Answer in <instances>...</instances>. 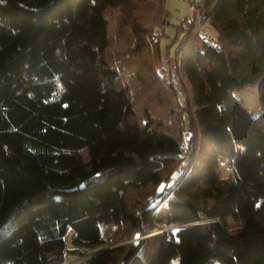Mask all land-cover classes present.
I'll list each match as a JSON object with an SVG mask.
<instances>
[{"label":"trees","instance_id":"16d2710c","mask_svg":"<svg viewBox=\"0 0 264 264\" xmlns=\"http://www.w3.org/2000/svg\"><path fill=\"white\" fill-rule=\"evenodd\" d=\"M203 12L162 55L166 0H0V264H264V0Z\"/></svg>","mask_w":264,"mask_h":264},{"label":"rangeland","instance_id":"374dc122","mask_svg":"<svg viewBox=\"0 0 264 264\" xmlns=\"http://www.w3.org/2000/svg\"><path fill=\"white\" fill-rule=\"evenodd\" d=\"M166 7L168 9V17H167V22L162 27L163 32L165 34L160 36V50H161L162 55L165 52L166 46L171 42L173 38L176 25L179 24L180 20L184 18L187 14V4L185 0H166ZM184 34H185V31L180 32L178 39L175 42H173V44H171L170 50H169L170 56L174 55L175 50L179 44V40L184 36ZM163 64L164 62L163 60H161V65ZM180 82H181V78L178 72V79H177L176 86H178L179 88H180ZM184 83H185L184 85L185 90L187 88L189 89V85H187L188 84L187 81ZM179 94L182 98H184V95L181 89H179ZM232 94L237 97L240 103L251 113V115H256L262 109V105L258 97L257 85L253 84V85H247L245 87H241L238 89H233ZM135 100L136 102H138L137 105L139 109H142L145 104H149L148 100L146 99V96H144L143 98L142 97L137 98ZM181 131L183 132L184 130L182 129ZM223 167L225 169L224 172H226V169L228 170L232 169L231 166L226 165V164H223ZM173 227H176V225ZM162 229L158 228V230H153V231L148 230V231H145V233L129 237L126 240L124 239V240L113 241L114 243H112L111 246H119V245L126 246L129 242H133L134 240L146 238L150 236L151 234L155 233L156 231H161ZM72 234H73V230L72 228H70L66 235V242H67V246L69 249L73 248V245L71 244V241H70ZM91 252L92 251H89L87 254H85L83 257H80V258H76L70 254H66L64 260L60 264H86L85 259L90 255Z\"/></svg>","mask_w":264,"mask_h":264},{"label":"built area","instance_id":"2783aa9c","mask_svg":"<svg viewBox=\"0 0 264 264\" xmlns=\"http://www.w3.org/2000/svg\"><path fill=\"white\" fill-rule=\"evenodd\" d=\"M187 4V13L192 17L196 29L208 39L213 40L212 36L208 33V29L203 22V6L204 0H185ZM164 64L168 68V73L171 82L177 85L179 62L174 57L166 54L163 58Z\"/></svg>","mask_w":264,"mask_h":264},{"label":"crops","instance_id":"0c3cea01","mask_svg":"<svg viewBox=\"0 0 264 264\" xmlns=\"http://www.w3.org/2000/svg\"><path fill=\"white\" fill-rule=\"evenodd\" d=\"M187 83H188V82H187ZM187 85H189V83H188ZM189 87H190V85H189Z\"/></svg>","mask_w":264,"mask_h":264}]
</instances>
